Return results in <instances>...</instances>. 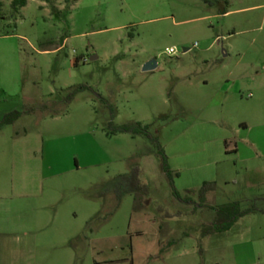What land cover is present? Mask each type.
Segmentation results:
<instances>
[{
	"label": "rangeland",
	"instance_id": "obj_1",
	"mask_svg": "<svg viewBox=\"0 0 264 264\" xmlns=\"http://www.w3.org/2000/svg\"><path fill=\"white\" fill-rule=\"evenodd\" d=\"M0 1V264H264V0Z\"/></svg>",
	"mask_w": 264,
	"mask_h": 264
},
{
	"label": "trees",
	"instance_id": "obj_2",
	"mask_svg": "<svg viewBox=\"0 0 264 264\" xmlns=\"http://www.w3.org/2000/svg\"><path fill=\"white\" fill-rule=\"evenodd\" d=\"M39 1L45 2L47 5H49L52 13L55 14L58 12V9L55 5L56 0H39ZM26 4H27V0H11L9 6H10L11 12L17 15V14H19L20 10L26 6ZM1 6H2V3L0 1V8H1ZM137 126H138V129L134 128L133 126H130V127L117 128L116 131L120 132V133H129L131 135H138V134L143 135L146 138H148L149 140H151L155 144V146L158 150V154L161 157V168H162L163 172L165 173V175L169 176L170 172H169V169L167 166V159H166L165 155L163 154V151L161 150V147L159 146L157 140L155 138H153L152 136H150V134L147 131V127H141L140 125H137ZM121 178L125 179L126 177L123 176ZM132 179H133V177H132ZM203 187L206 189L205 184ZM235 221L236 220H234L232 223H235Z\"/></svg>",
	"mask_w": 264,
	"mask_h": 264
},
{
	"label": "water",
	"instance_id": "obj_3",
	"mask_svg": "<svg viewBox=\"0 0 264 264\" xmlns=\"http://www.w3.org/2000/svg\"><path fill=\"white\" fill-rule=\"evenodd\" d=\"M188 49H184V52H186ZM96 59V57H92V58H90L89 59V61H93V60H95ZM156 67V63L154 62V61H150V62H148L147 64H145L144 66H143V71H149V70H152V69H154Z\"/></svg>",
	"mask_w": 264,
	"mask_h": 264
},
{
	"label": "built area",
	"instance_id": "obj_4",
	"mask_svg": "<svg viewBox=\"0 0 264 264\" xmlns=\"http://www.w3.org/2000/svg\"><path fill=\"white\" fill-rule=\"evenodd\" d=\"M174 52H175V51H174L173 49H168V50H167V54H168V55H172V54H174Z\"/></svg>",
	"mask_w": 264,
	"mask_h": 264
},
{
	"label": "crops",
	"instance_id": "obj_5",
	"mask_svg": "<svg viewBox=\"0 0 264 264\" xmlns=\"http://www.w3.org/2000/svg\"><path fill=\"white\" fill-rule=\"evenodd\" d=\"M207 193V192H206Z\"/></svg>",
	"mask_w": 264,
	"mask_h": 264
}]
</instances>
